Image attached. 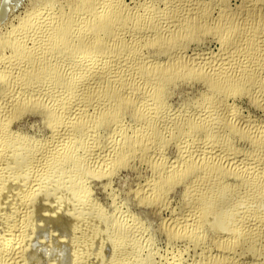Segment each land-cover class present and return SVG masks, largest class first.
<instances>
[{
	"label": "rangeland",
	"instance_id": "1",
	"mask_svg": "<svg viewBox=\"0 0 264 264\" xmlns=\"http://www.w3.org/2000/svg\"><path fill=\"white\" fill-rule=\"evenodd\" d=\"M118 7L124 31L115 38L118 29L79 0H0V264L13 227L22 245L15 264H264V0ZM70 18L88 30L94 23L87 37L100 39L102 63L88 61L89 47L74 60L64 41L51 55L40 50L39 20ZM20 54L31 56L26 64ZM116 54L115 62L129 57L122 70L110 62L126 88L97 77L82 100V74ZM153 89L148 123L141 98ZM117 90L130 102L118 106ZM148 130L155 141L145 147L136 139ZM191 214L198 223L184 225Z\"/></svg>",
	"mask_w": 264,
	"mask_h": 264
},
{
	"label": "bare ground",
	"instance_id": "2",
	"mask_svg": "<svg viewBox=\"0 0 264 264\" xmlns=\"http://www.w3.org/2000/svg\"><path fill=\"white\" fill-rule=\"evenodd\" d=\"M80 1V8L79 9H81V8H84L85 10V12H89L90 11V13H89V15H91V13L93 12L94 14H92L93 15V18L95 19V18H97L98 20H102V21H105L106 20V23H109L110 24V26H113V28L114 29H118V31L119 32H117V34L115 33V32H113L112 33V35H113V37L115 36V38L117 37V36H120L121 35V33L124 31L123 29V25L121 24L120 26H119V24L118 23H120V21H122L123 20V18H121L122 17V15H121V13H122V11H120L121 9H119V3H120V0H113V1H111V0H79ZM182 1V0H181ZM183 2H184V0H183ZM181 4V3H180ZM181 6H182V4H181ZM192 8V7H191ZM190 8V9H191ZM147 10V9H146ZM174 10V9H173ZM172 10V11H173ZM187 10H189V9H187ZM194 10V9H193ZM82 11V10H81ZM81 11H80V13H79V11H78V13L79 14H81ZM92 11V12H91ZM120 11V12H119ZM144 11V10H143ZM190 11V10H189ZM195 11V10H194ZM75 12V11H74ZM76 12H77V10H76ZM83 12V11H82ZM88 12H87V15H88ZM191 13V12H190ZM194 12H192L190 15H192ZM73 14H75V13H73ZM78 14V15H79ZM171 14V13H170ZM94 15H95V17H94ZM167 15V14H166ZM169 15V14H168ZM42 16V15H41ZM73 16V15H72ZM75 16V15H74ZM37 17H40V16H37ZM49 17H51V16H49ZM76 17H78V16H76ZM81 17H83V15L81 16ZM163 17V16H162ZM166 17H168V16H166ZM80 18V17H79ZM92 18V19H93ZM163 18H165V16L163 17ZM37 19V18H36ZM38 19H40V18H38ZM42 19H44V17L43 18H41V20ZM46 19V18H45ZM53 19H55V18H53ZM71 19V18H70ZM72 19H73V17H72ZM72 19L71 20H66L65 21V23L63 22L62 24H57V23H60L59 21L61 20H59L58 22H56V21H54V20H51V21H48V19H47V23H46V21L45 20H43L42 21V23H41V20H39L38 22V24L36 25L37 27L35 28L36 29V31H37V28L40 30V32L42 33V31H41V29H43V31H45L46 32V34H43V35H38L37 33H39V32H34L33 33V31H32V33H33V38H34V41L35 42H38V43H40L39 45H40V47H41V49L40 50H43V52H44V55L45 54H49V55H51L50 53L51 52H53V50H54V45L55 44H57L58 42H60V41H64V44H65V49H70L71 51H75L76 53H77V56L75 57V59L74 60H76V61H79L80 59H81V56L82 55H84V53L82 54V52H84V50L87 48L88 49V47L90 48L89 50V53L87 54V59H88V61H90V62H93V61H96V62H98V61H101L102 59H104V52L102 53L101 51H100V49L99 48H101V44H100V39H93L92 41H89L90 40V38H89V40H88V34H89V31L91 30L92 31V24H94L93 22H92V24H91V26L89 27V30H88V26L90 25H86V23H85V21L83 22V25L82 24H80V23H78V22H80V20H74V21H72ZM82 19V18H81ZM160 20H161V18H159ZM167 19H169V18H167ZM56 20V19H55ZM85 20V19H84ZM163 20H165V19H163ZM78 21V22H77ZM94 21V20H93ZM124 21V20H123ZM166 21V20H165ZM172 21V20H171ZM37 22V20L35 21V23ZM82 22V21H81ZM87 22H89V21H87ZM91 22V21H90ZM135 22V21H134ZM156 22V21H155ZM159 22V21H158ZM169 21H167V23H168ZM70 23V24H69ZM100 23V22H99ZM103 23V22H102ZM154 23V22H153ZM166 23V22H165ZM55 24H57V25H59L58 27H56L55 28ZM135 24V23H134ZM140 24V23H139ZM163 24V23H162ZM172 24V23H171ZM71 25H75L74 27H76L77 25H81V27L83 28V30H84V28H85V30L84 31H81V33H79L78 31V33L77 34H75L73 31H71ZM107 25V24H106ZM137 25V24H136ZM165 25V24H164ZM176 24L175 23H173V26H175ZM157 26V25H156ZM166 26H170V25H166ZM74 27H73V29H74ZM127 27V26H126ZM152 27V26H151ZM150 27V28H151ZM155 27V26H154ZM171 27V26H170ZM176 27H177V25H176ZM77 28V27H76ZM138 28V27H137ZM149 28V29H150ZM78 29H80V28H78ZM77 29V30H78ZM148 29V28H147ZM153 29V28H152ZM156 29V28H155ZM163 29V28H162ZM173 29V28H172ZM38 30V31H39ZM161 29H159V31H160ZM164 30H165V28H164ZM168 30V29H167ZM86 31V32H85ZM87 31H88V34H87ZM90 31V32H91ZM152 31V30H151ZM72 32L75 34V35H73L72 34ZM121 32V33H120ZM156 32H158V31H156ZM168 32V31H167ZM115 33V34H114ZM119 34V35H118ZM123 34V33H122ZM245 35V34H244ZM255 35V34H254ZM258 35V34H257ZM261 35V34H260ZM72 37V38H71ZM112 37V38H113ZM250 37H252V36H250ZM31 38V37H30ZM94 38V37H93ZM96 38H98V37H96ZM247 38V37H246ZM254 38V37H253ZM256 38V37H255ZM32 39V38H31ZM69 39H70V41H69ZM258 39H260V37L258 38ZM253 40V39H252ZM254 40H256V39H254ZM114 41V40H113ZM116 41V40H115ZM23 42V41H22ZM119 42H120V40H119ZM252 42H254V41H252ZM256 42H258V40L256 41ZM263 42H264V40H263ZM125 43V42H124ZM124 43H122V44H124ZM37 44V43H36ZM63 44V45H64ZM98 44H99V46H98ZM127 44V43H126ZM132 44H133V42H132ZM263 44V43H262ZM38 45V46H39ZM135 45V44H134ZM138 45H140V43L138 44ZM259 45H260V43H259ZM56 46V45H55ZM126 46V45H125ZM133 46V45H132ZM263 46V45H262ZM39 47V48H40ZM97 47H99V48H97ZM121 47V46H120ZM128 47V46H127ZM137 47V46H136ZM124 48V47H123ZM139 48V47H138ZM137 48V49H138ZM86 49V50H87ZM136 49V48H135ZM37 50V49H36ZM35 50V51H36ZM39 50V52H41ZM120 50V49H119ZM123 51V50H122ZM126 51V50H125ZM134 51V50H133ZM86 52H88V51H86ZM127 52H129V51H127ZM25 53V52H24ZM42 53V52H41ZM126 53V52H125ZM29 54V53H28ZM27 54V55H28ZM40 54V53H39ZM82 54V55H81ZM118 54V53H117ZM117 54L116 55H114V56H111L112 58H110V60L108 59L107 60V62H105V66L104 67H102V69H96V70H94L91 66H88V70H86V71H88V73H83L82 74V72H81V74H82V76L80 77V80H79V82H78V84H75V85H79V84H81V86L82 87H86V89H87V91H86V93H85V96L83 97L84 99H82V100H87L88 98H89V93L91 94V90H89V89H92V85L93 84H95L96 83V80H97V77L98 78H105L108 82H117V83H119V84H121V85H123V87L124 88H126V83L124 82V81H122L121 80V78H119V77H121V75L122 74H120V76L118 77V75L116 74V75H114V74H112L111 73V71H112V69H111V67H112V64L114 63V68H119L120 70H122V69H125V67H127V63H128V56H127V54L125 55H123L122 56V58L118 61V62H115V61H117V59H115V57L117 56ZM122 54H123V52H122ZM229 54V53H228ZM243 54V53H242ZM246 54V53H245ZM34 55H35V53H34ZM48 55V56H49ZM20 56V60H22V61H24L23 63L24 64H26V61L28 62V59L31 57V56H29V57H25V55H23V54H20L19 55ZM38 56V55H37ZM36 56V57H37ZM227 56V55H226ZM231 56H232V54H231ZM39 57V56H38ZM42 57H44L43 56V53H42V55H41V58ZM118 57V59L121 57V56H117ZM222 57V56H221ZM230 57V56H229ZM245 57V56H244ZM40 58V57H39ZM83 58V57H82ZM109 58V57H108ZM223 59H224V61H225V57L223 56L222 57ZM227 58V57H226ZM237 58V57H236ZM258 58V57H257ZM262 58V57H261ZM201 59V58H200ZM220 59V58H219ZM19 60V61H20ZM40 60V59H39ZM205 60V59H204ZM203 60V61H204ZM221 60V59H220ZM227 60V59H226ZM234 60V59H233ZM256 60V59H255ZM260 60V59H259ZM113 61V62H112ZM131 61V60H130ZM209 61H210V59H209ZM215 61V60H214ZM231 61V60H230ZM245 61V60H244ZM252 61V60H251ZM4 62V61H3ZM83 62V61H82ZM110 62H112V64H110ZM213 62V61H212ZM221 62V61H220ZM219 62V63H220ZM226 62H228V61H226ZM234 62V61H233ZM236 62H237V60H236ZM10 63V62H9ZM14 63V62H13ZM22 63V62H21ZM79 63V62H78ZM88 63V62H87ZM86 63V64H87ZM94 63V62H93ZM101 63H102V61H101ZM130 63H132V62H130ZM204 63V62H203ZM207 63V62H206ZM221 63H223V62H221ZM231 63H232V61H231ZM240 63V62H239ZM245 63V62H244ZM244 63H242V64H244ZM0 64H1V62H0ZM16 64V63H15ZM18 64V63H17ZM47 64V63H46ZM89 64V63H88ZM104 64V63H103ZM212 64V63H211ZM217 64V63H216ZM224 64V63H223ZM225 64H228V63H225ZM8 65V64H7ZM12 65V64H11ZM44 65V64H43ZM90 65V64H89ZM102 65V64H101ZM139 65H140V63H139ZM208 65H209V63H208ZM238 65V64H237ZM245 65V64H244ZM249 65H250V63H249ZM254 65V64H253ZM4 66V65H3ZM10 66V65H9ZM8 66V67H9ZM14 65H12V67H13ZM23 66V65H22ZM83 66V65H82ZM128 66H130V64L128 65ZM212 65H210V67H211ZM216 66H218V65H216ZM220 66H222V65H220ZM231 66V65H230ZM247 66V65H246ZM251 66V65H250ZM11 67V66H10ZM18 67V66H17ZM141 67V66H140ZM209 67V66H208ZM252 67H254V66H252ZM258 67V66H257ZM256 67V68H257ZM14 68V67H13ZM22 68V67H21ZM20 68V69H21ZM23 68H25L24 66H23ZM43 68H46L45 66L43 67ZM97 68V67H96ZM212 68V67H211ZM210 68V69H211ZM216 68V67H215ZM240 68V67H239ZM243 68V67H242ZM245 68V67H244ZM255 68V69H256ZM1 69V68H0ZM5 69V68H4ZM41 69V68H40ZM111 69V70H110ZM221 69H223V67L221 68ZM258 69H259V67H258ZM44 70V69H43ZM84 70V69H83ZM82 70V71H83ZM115 70V69H114ZM217 70H218V68H217ZM225 70V69H224ZM223 70V71H224ZM234 70V69H233ZM236 70V69H235ZM238 70V69H237ZM240 70V69H239ZM244 70V69H243ZM257 70V69H256ZM2 71V70H1ZM14 71V70H13ZM12 71V72H13ZM20 71V70H19ZM25 71V70H24ZM27 71V70H26ZM89 71L91 72V74H89ZM222 71V70H221ZM226 71H228V69L226 70ZM248 71V70H247ZM251 71H252V69H251ZM263 71V70H262ZM5 72V71H4ZM11 72V73H12ZM79 72V71H78ZM232 72V71H231ZM234 72V71H233ZM239 72V71H238ZM243 72V71H242ZM260 72V71H259ZM9 73V72H8ZM7 73V74H8ZM10 73V74H11ZM28 73V72H27ZM214 73V72H213ZM221 73V72H220ZM226 73V72H225ZM245 73H247V72H245ZM251 73V72H250ZM5 74V73H4ZM10 74H9V76H7V77H10ZM24 74V73H23ZM22 74V75H23ZM238 74V73H237ZM243 74H244V72H243ZM243 74H242V76H243ZM254 74V73H253ZM22 75L19 77V78H16V79H18V80H16V81H18V83H19V81H20V83L21 84H23V86H24V88H26L27 89V86H29V84L30 83H28V80H26V78L23 76L22 77ZM32 75H34V74H32ZM37 75V74H36ZM221 75V74H220ZM223 75V74H222ZM221 75V76H222ZM229 75V74H228ZM232 75V74H231ZM236 75V74H235ZM241 75V74H240ZM245 75V74H244ZM257 75V74H256ZM255 75V76H256ZM6 76V75H5ZM230 76V75H229ZM247 76H248V74H247ZM250 76V75H249ZM12 77V76H11ZM78 77V76H77ZM226 77V76H225ZM233 77V76H232ZM254 77V76H253ZM259 76H257V78H258ZM28 78V77H27ZM79 78V77H78ZM77 78V79H78ZM230 78H231V76H230ZM241 78V77H240ZM14 79V78H13ZM75 79V78H74ZM123 79V78H122ZM127 79V78H126ZM135 79V78H134ZM226 79H228V77L226 78ZM250 79V78H249ZM253 79V78H252ZM232 80V79H231ZM255 80V79H254ZM81 81V82H80ZM130 81V80H129ZM239 81V80H238ZM237 81V82H238ZM240 81H242L241 79H240ZM239 81V82H240ZM248 81V80H247ZM256 81V80H255ZM254 81V82H255ZM260 81H262V80H260ZM106 82V81H105ZM107 82V83H108ZM140 82V81H139ZM243 82V81H242ZM16 83V82H15ZM134 83V82H133ZM20 84V85H21ZM245 84V83H244ZM18 85V84H17ZM19 86V85H18ZM73 86V85H72ZM80 86V87H81ZM127 86H128V84H127ZM132 86V85H131ZM136 87H133V88H136L135 90H137L138 91V93H139V87L138 86H140L139 84L138 85H135ZM259 86V85H258ZM15 87V86H14ZM22 87V86H21ZM80 87H78V89L80 88ZM108 87H110V86H108ZM121 88V87H120ZM146 88V87H145ZM13 89V88H12ZM18 89V88H17ZM23 89V88H22ZM29 89V88H28ZM73 89H75V88H73ZM144 88H142V90H143ZM109 90V89H108ZM107 90V91H108ZM121 90V89H120ZM120 90H117V91H115V92H112V91H114V90H112L111 92H112V96H113V99H115L116 101H117V105L119 106V105H124L123 103L126 101L127 103L128 102H130V100L129 101H127V97H125L124 96V94H125V92L124 93H122ZM125 90V89H124ZM128 90V89H127ZM69 91H70V89H69ZM77 91V90H76ZM129 91H132L131 89L129 90ZM129 91H127L128 93H131L132 94V92H134V91H132V92H129ZM153 91H154V89H153ZM72 92H74V90L72 91ZM72 92H70L68 95H74V93H72ZM110 92V93H111ZM126 92V93H127ZM99 93V92H98ZM127 93V94H128ZM97 94V93H96ZM95 94V95H96ZM100 94V93H99ZM133 94H135V93H133ZM132 94V95H133ZM147 95H145L143 98H141L142 99V103L144 104V106H145V109H147L146 110V115H144V116H148L149 118H147L146 120L147 121H149L148 123H150V120L152 119V118H155L156 117V110H157V102H156V100H157V98H156V100H155V102L154 103H150V101H151V97H155V91H154V93H152L151 94V92H150V94L148 95V92L146 93ZM72 95V96H73ZM107 95V94H106ZM136 95V94H135ZM156 95L159 97V95L157 94V92H156ZM70 96H68L69 98H70ZM71 96V97H72ZM92 96H93V94H92ZM97 96H98V94H97ZM128 96V95H127ZM143 96V95H142ZM67 97V96H66ZM74 97H76L75 95H74ZM95 97V96H94ZM103 97V96H102ZM90 98H91V96H90ZM89 98V99H90ZM96 99V98H95ZM112 99V98H111ZM129 99V98H128ZM153 99H155V98H153ZM81 100V99H80ZM81 100V101H82ZM92 100V99H91ZM85 101H82V102H85ZM98 101H99V99H98ZM114 101V100H113ZM115 101V102H116ZM152 101H154V100H152ZM92 102V101H91ZM140 102H141V100H140ZM80 103V102H79ZM127 103H125V104H127ZM83 104V103H82ZM90 104V103H89ZM80 105V104H79ZM151 105L153 106V108L151 107ZM87 106V105H86ZM80 107V106H79ZM81 107H82V105H81ZM85 108V107H84ZM77 109V108H76ZM79 109H81V108H79ZM143 109V108H142ZM217 109V108H216ZM74 110V109H73ZM78 110V109H77ZM83 110V109H82ZM82 112V111H81ZM85 111H83V113H84ZM145 112V111H144ZM208 112H210V110L208 111ZM208 112H207V114H208ZM70 113V112H69ZM213 113H214V111H213ZM219 113V112H218ZM218 113H217V115H218ZM77 114H79V113H77ZM116 114V113H115ZM145 114V113H144ZM211 114V113H210ZM114 115V113L112 114V116ZM210 116H212V115H210ZM165 117V116H164ZM225 117V116H224ZM74 118V117H73ZM72 118V119H73ZM171 118V117H170ZM74 119H76V118H74ZM145 119V118H144ZM224 120V119H223ZM69 121V120H68ZM73 121V120H72ZM152 121V120H151ZM161 121H163V120H161ZM171 121V120H170ZM168 122V121H167ZM70 123V122H69ZM147 123V124H148ZM166 122H164V124H165ZM169 123V122H168ZM71 124V123H70ZM75 124V123H74ZM71 126V125H70ZM73 126V125H72ZM75 126V125H74ZM76 126H77V123H76ZM76 126H75V129H76ZM149 126H150V124H149ZM157 126V125H156ZM155 128V125H152L151 124V128ZM188 127V126H187ZM69 128V127H68ZM73 129V128H72ZM147 129H149V128H147ZM177 129H179V128H177ZM181 129V128H180ZM151 130V129H150ZM182 130V129H181ZM64 131V130H63ZM67 131V130H66ZM70 131H72V130H70ZM149 131V130H148ZM155 131V130H154ZM183 131V130H182ZM191 131V130H190ZM61 132V131H60ZM150 132V131H149ZM184 132V131H183ZM188 132V131H187ZM66 133V132H65ZM64 133V134H65ZM71 133V132H70ZM151 133H153L154 134V132L152 131V132H150V133H148V132H144V133H141L140 135H138V137H137V141H139V143H141L140 141H142V144L143 145H145V147L146 146H148L149 144H152V142L153 141H155V135H151ZM186 133V132H185ZM63 134V133H62ZM188 134V133H187ZM190 134V133H189ZM59 135V134H58ZM66 136H68L67 134H66ZM70 136V135H69ZM63 138V137H62ZM57 139V138H56ZM63 140V139H62ZM65 140V139H64ZM56 141V140H55ZM61 141V140H60ZM122 142V141H121ZM55 143V142H54ZM123 143V142H122ZM121 143V144H122ZM138 143V142H137ZM62 144V143H61ZM54 146H55V144H53ZM119 145V144H118ZM134 145H135V143H134ZM134 145H133V143H125L124 145L122 144V145H120V146H124L125 148H127V149H129V148H133L134 147ZM201 145V144H200ZM205 145V144H204ZM57 146V145H56ZM55 146V147H56ZM120 146H119V148H120ZM123 147V148H124ZM148 147H150V146H148ZM205 147V146H204ZM206 148V147H205ZM121 149V148H120ZM46 153V152H45ZM47 154V153H46ZM45 156V155H44ZM46 157V156H45ZM44 161V160H43ZM241 163V162H240ZM243 163V162H242ZM242 166H244V165H242ZM174 169V168H173ZM175 170H177L176 168H175ZM174 170V171H175ZM151 185V184H150ZM157 187V185H155L154 184V187ZM159 187V186H158ZM152 188H153V186H152ZM152 188H150V189H152ZM145 189H148V188H145ZM156 189V188H155ZM151 191V190H150ZM152 191H158L157 189L156 190H152ZM155 193V192H154ZM157 193V192H156ZM160 193V192H159ZM148 194V193H147ZM154 195V194H153ZM157 195V194H156ZM198 213V212H197ZM192 215V214H191ZM190 215V218H189V215L188 216H186L185 218H184V221H183V223H184V225H187V224H191V223H198V219L195 217V215L193 214L192 216ZM20 222V221H19ZM21 223V222H20ZM178 223V222H177ZM176 224V223H175ZM183 225V227H185ZM13 226H15V225H13ZM12 226V227H13ZM23 226V225H22ZM173 226H174V223H173ZM172 226V227H173ZM176 226V225H175ZM177 227V226H176ZM181 227H182V224H181ZM180 227V228H181ZM20 228V227H19ZM16 228H11V229H8V230H10V231H7V232H9L8 233V238L6 239V242H5V244L3 245V247H2V250H3V253H4V255H7L6 257H3V259H4V261H3V263L5 264H15V262L14 261H17L15 258L19 255V253H20V251H21V247H22V245H21V243H20V237L18 236V233H17V229H16V232L14 231ZM24 229V228H23ZM183 229V228H182ZM20 230V229H19ZM249 230V229H248ZM14 231V232H13ZM23 231V230H22ZM175 231V230H174ZM198 231V230H197ZM243 231H245V230H243ZM193 232V231H192ZM192 232H190V234L192 233ZM246 232V231H245ZM197 233H199V232H197ZM247 234V233H246ZM245 234V236H247ZM250 234V233H249ZM248 234V235H249ZM22 235V234H21ZM195 236H196V234H194ZM194 235H193V233H192V236L194 237ZM17 236L20 238H17ZM244 236V235H243ZM199 237H200V235H199ZM23 240V239H22ZM24 242V241H23ZM8 248H11L10 250L11 251H9L10 253H7V252H4V251H6V249H8ZM23 249V248H22ZM23 252V251H22ZM7 253V254H6ZM21 254V253H20ZM3 255V256H4ZM2 258V257H1ZM18 259V258H17ZM2 260V259H1ZM14 262V263H13ZM2 264V263H1ZM16 264H17V262H16Z\"/></svg>",
	"mask_w": 264,
	"mask_h": 264
}]
</instances>
